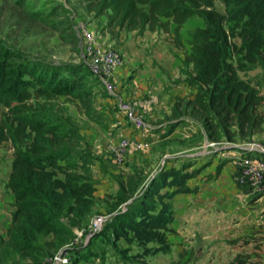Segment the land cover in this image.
I'll use <instances>...</instances> for the list:
<instances>
[{
	"label": "trees",
	"instance_id": "trees-1",
	"mask_svg": "<svg viewBox=\"0 0 264 264\" xmlns=\"http://www.w3.org/2000/svg\"><path fill=\"white\" fill-rule=\"evenodd\" d=\"M219 1L222 9L216 0H92V9L105 15L110 31L161 29L179 48L184 22L192 15L201 17L202 26L191 33L183 58L190 65L186 81L195 89L185 106L202 120L213 140L250 137L262 127L258 106L264 96L259 82L241 77L239 71L259 67L264 85V0ZM52 14L38 17L72 32L66 19L56 20ZM90 73L84 64L48 61L0 38V104L8 108L0 120V141L9 140L13 149L4 186L14 196L9 224L0 235V264H10L12 254L25 259L22 264H41L46 254L74 237L73 228L81 227L93 208L96 183L79 129L69 117L39 104L64 95L80 100L89 111ZM222 164L207 178L218 174ZM204 166L182 159L178 165H160L143 181L137 172H128L111 195L105 228L135 244L137 256L167 251L174 199L200 190L189 179ZM233 263L254 264L240 252Z\"/></svg>",
	"mask_w": 264,
	"mask_h": 264
},
{
	"label": "rangeland",
	"instance_id": "rangeland-1",
	"mask_svg": "<svg viewBox=\"0 0 264 264\" xmlns=\"http://www.w3.org/2000/svg\"><path fill=\"white\" fill-rule=\"evenodd\" d=\"M92 3V0H0V38L7 44L55 63L84 64L91 72L89 111L80 100L64 95L41 99L39 103L49 111L69 117L79 129L81 149L89 153L96 183L91 212L81 227L73 228L74 237L61 249L67 256L63 264L90 261L95 264H234V255L238 252L249 255L254 264H264V196L260 197L264 192L252 191L239 178L236 166L237 159L246 154L242 147L247 141L264 140V121L261 129L250 137L221 136L213 140L202 120L191 112L190 106H185L195 89L186 81L190 65L184 64L183 58L190 48L191 33L202 26V18L192 15L184 22L183 45L179 48L174 45L171 34L161 29H146L141 33L110 31L106 28L105 15L97 14ZM216 4L222 9L219 0ZM48 11H53L52 17L56 20L66 19L72 32L68 28L56 29L38 17ZM71 33L74 36H68ZM234 39L239 42L237 37ZM114 47L120 52L112 74L117 95L105 91L89 65L103 48ZM260 73L259 67L239 71L241 77L258 81L264 96ZM118 96L143 117L144 127L133 126L117 105ZM7 109L0 104V120ZM258 109L264 116V100ZM122 137L129 139L128 146L123 158L116 159L113 149ZM12 151L9 140L0 141L3 184ZM188 158L196 165H205L189 183L204 184L202 189L205 187L206 192L194 197H175L167 251L137 256L139 248L115 238L105 228V221L94 229V219L107 215L114 200L111 195L128 172H137L143 181L160 165H178ZM221 163L218 174L207 178ZM1 191L8 192L6 188ZM5 229L4 223L0 224V235ZM56 253L49 252L41 263ZM24 261L17 254L11 255L10 264Z\"/></svg>",
	"mask_w": 264,
	"mask_h": 264
},
{
	"label": "built area",
	"instance_id": "built-area-1",
	"mask_svg": "<svg viewBox=\"0 0 264 264\" xmlns=\"http://www.w3.org/2000/svg\"><path fill=\"white\" fill-rule=\"evenodd\" d=\"M119 60L120 52L117 48H103L101 53L89 63L93 75L96 76L108 94L117 95V87L112 79V74ZM117 105L125 111L134 127L140 129L145 126V120L132 110L129 102L118 96ZM128 142L129 139L127 137L119 139L117 146L113 149V155L116 159L123 158ZM214 143L215 141L211 142V144ZM242 148L246 154L241 155L237 159L238 176L252 191L264 192V140L247 141ZM108 216L109 213L106 216H97L94 219V229L99 228L102 221H106ZM65 261H67V256L62 254L60 249L41 264H63Z\"/></svg>",
	"mask_w": 264,
	"mask_h": 264
},
{
	"label": "crops",
	"instance_id": "crops-1",
	"mask_svg": "<svg viewBox=\"0 0 264 264\" xmlns=\"http://www.w3.org/2000/svg\"><path fill=\"white\" fill-rule=\"evenodd\" d=\"M98 133L100 134V132H98ZM236 166H237V163H236ZM203 186H204V184H202V186L200 185V190L202 189ZM1 188H5V186L0 181V221H1L0 224H1V226H3V223H4V227L6 228L9 224V221H10V212L13 209L12 203L14 200V196H13L12 192H10L7 188L6 189L8 190V192H6V193L1 191ZM200 190H198L196 192H189V193H184V194L181 193V194L176 195V198H180V196H182V195L188 196V197L189 196L194 197L199 192H202V194L204 195V193L206 192L205 187L202 189V191H200ZM210 196H213V195H210ZM263 196H264V193H261L260 197H263ZM195 200H196V198L192 199V201H195ZM207 202H209V201H207Z\"/></svg>",
	"mask_w": 264,
	"mask_h": 264
}]
</instances>
